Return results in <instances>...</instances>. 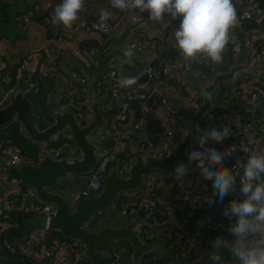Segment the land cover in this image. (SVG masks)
I'll list each match as a JSON object with an SVG mask.
<instances>
[{"label":"built area","instance_id":"2783aa9c","mask_svg":"<svg viewBox=\"0 0 264 264\" xmlns=\"http://www.w3.org/2000/svg\"><path fill=\"white\" fill-rule=\"evenodd\" d=\"M236 5V2H235ZM117 12H122L117 9ZM239 18L241 20H248L249 22L260 23L264 20V7L258 0H240L239 3ZM20 31L24 32L27 27L28 18L19 17ZM45 23H50L51 19L48 15L43 17ZM116 23L108 19L106 22H101L99 19L90 23V28L102 35L108 36L113 30ZM131 40V39H130ZM127 43L128 48H132L135 54L130 61L132 65L140 68L143 75L142 80L138 81L135 87L141 89L138 92H128L121 100L118 109L113 111L114 103L118 96L121 87L118 81L127 77L117 67L110 66L105 74H103L97 81L100 88H103L104 104L101 105L103 114L111 112V117L107 122L106 128L102 131H96L89 136L91 142L100 146L99 151V164L95 171L88 175L81 176L76 191L77 198H86L97 195L104 187V171L106 164L114 160L118 154H126V157L120 160L121 165L116 169L121 177H128L130 169L134 164V157L129 153V145L133 136L137 131L146 127L148 118L152 114L158 113L161 122V130L157 132V138L145 137L139 141L138 153L140 157L145 160L148 156L154 159L168 160L175 154V147L177 141L187 138L189 134L180 133V138L174 139L175 135V117L176 111L171 107L168 97L166 96L163 86L165 81L174 76L177 69L176 60L164 58L159 60L157 64L142 61V54L146 48L157 57V52L161 49L157 44L148 43L143 41L137 43L130 41ZM238 47H235L234 56L236 58ZM39 51V47L35 45V52ZM29 62L25 59L21 62L15 78L19 80L22 77V72ZM88 65H96L94 60L90 58L87 61ZM245 64L247 65H264V49L250 50L245 57ZM183 68L186 70L191 69V61H183ZM4 68V61L0 56V74ZM35 67H30L28 70L29 76L35 73ZM70 77L76 83V87L80 90H73L72 94L76 100L84 98L86 92V77L78 75L75 71L70 73ZM204 78V77H203ZM208 80V79H207ZM208 82V81H207ZM235 83V84H234ZM229 88L223 90L220 102L231 105L232 112L223 111L226 113L218 117L216 121H210L211 116L205 119L206 128L216 127L218 129L223 125L230 127L232 134L225 137L219 142L209 139L203 148L199 144L191 147L188 154L192 151H203L206 148H215L220 152L235 147L231 156H224L222 166L231 170L237 158L246 159L245 153L241 150L240 145L246 142V137L254 136L258 144L253 146V150L264 153V83L248 75H240ZM33 90L37 88L35 84ZM31 88L29 90H31ZM56 96L60 103L63 104L66 99L64 93L60 90L56 92ZM86 98V96H85ZM201 96L196 91L191 93L184 100L187 105L186 110L194 111L199 105ZM87 101V100H86ZM61 106V105H60ZM73 107L71 111L76 114L77 121L81 125H85L83 119L87 115L86 108L83 103L78 104L72 102ZM243 109V111H240ZM89 110V109H87ZM67 111V110H65ZM91 111V110H90ZM59 139H64L59 145L55 146L53 143ZM111 145H107V144ZM2 144V143H1ZM0 144V145H1ZM42 144V143H41ZM78 150L74 146L71 136L64 132L53 136L50 140L43 142L42 147H39L37 159L25 157L14 145H8L0 150V158L7 157V168L11 170L22 171L24 166H35L43 158L45 154L53 157L60 156H75ZM187 154V156H188ZM189 164H197L196 161H189ZM159 170H150L142 176V184L131 190H123L117 196L127 198L126 203L120 205V214L129 217L131 214H141L135 223L134 230L147 241H153L151 244L157 243L160 237L165 243L166 239L169 240L175 229L182 228L180 222H175L170 213L164 214V217L159 215L160 197L156 195L155 190L164 184L163 177L159 175ZM186 175L182 180H177L173 175L170 180L177 186L194 187L187 184L185 181ZM5 184L10 188L2 193V206L0 207V214L3 210L11 209L13 203L19 201L16 209L34 212L42 218V225L38 232L32 231L24 240H13V243H5V247L10 250H17L21 254L30 257L31 259L42 264H83L85 258L84 246L79 241L70 239H61L53 237V232L46 229L45 223L48 217L53 216L55 206L51 203L40 201L33 193L32 189L23 181L22 177L12 175L10 172L6 175L4 180ZM23 182L25 184H23ZM12 186V187H11ZM235 190L232 193H239V196H233L225 200V206L231 200L242 199L240 193V177L236 178ZM200 196L192 199V203H196L197 211L192 217L187 214H182L183 222H191L195 225L201 221H205L210 228L217 229L220 223L216 218V213L213 211V203L203 204L197 202ZM105 216L102 211L95 215V225L103 223ZM10 224L7 221L0 220V232L6 230ZM170 236L165 238L160 233ZM163 233V234H164ZM171 246V243H170ZM125 253L124 249L113 251L110 253V260L107 264H122L121 259ZM237 264V263H236Z\"/></svg>","mask_w":264,"mask_h":264},{"label":"crops","instance_id":"0c3cea01","mask_svg":"<svg viewBox=\"0 0 264 264\" xmlns=\"http://www.w3.org/2000/svg\"><path fill=\"white\" fill-rule=\"evenodd\" d=\"M235 2L237 23L229 30L230 42L233 44L234 50L235 47L239 49L236 58H233V60L235 61L243 55L245 62V57L250 50H256V48L261 50L264 49V34L260 30H255L253 28L244 29L242 27V20L239 18L240 0H234V3ZM60 3H62V0H0V4H2L5 13L9 16L10 23L14 20L18 24V31L15 34L8 37L0 35V56L4 61V68L0 74V107L8 105L12 100L16 87H6L5 85L10 83L13 73H17L21 62L29 57V62L22 72V77L19 80L15 78L18 85L24 84L23 86H25L26 93L35 84L38 88L37 82L32 81V77L28 74L29 68L35 67V72L38 73L39 79L42 80L44 87L47 88V86H49L50 88L47 93L48 103H57L62 111H71L73 108L71 106L72 102L78 104L83 103L88 112L83 122L88 123L93 120V112L90 111L92 106L86 101V92L84 98L80 100L75 99L72 92L73 90H80V88L75 86L76 83L70 77V73L75 71L78 75L88 76L99 68L101 62H104L105 69L103 74L107 72L110 66H115L126 76L139 75L142 73V70L132 65L130 61H127L129 58L125 57L123 52L128 49L127 43L130 39V41H135L137 43H141L145 40L149 44H157L161 51L157 52V57H154L148 48H146L141 56L143 62L157 64L158 59L169 58L176 60L177 69L175 70V74L165 81L163 90L169 99L171 107L176 111L174 139L177 140L180 138L181 132L189 134L187 120L182 112H192V110L185 109L187 105L184 103V100L195 91L201 96V92L196 87V83L202 82L206 84L212 72L218 68H222L224 59H222L220 63H212L209 60L199 58L198 62L191 61L190 70L184 69L182 65L184 60L180 56L174 38L175 27L179 26V20L171 21V23L167 25L163 22L149 21V14L147 12L141 13L139 10L117 12L118 10L111 6V0H84V8L78 13L80 19L75 21L70 29L64 28L63 25H54L52 22L45 23L43 21V13L47 12V15L51 19L56 6ZM101 10L110 12L112 15L109 19L116 23V26H114L108 36H102L90 28V23L99 19ZM19 17H27L29 20L24 32L20 31ZM168 20L169 17L166 15L165 21ZM17 34L18 36H16ZM35 45L39 47V51L37 52H35ZM131 50L135 54L132 48ZM90 58L94 60L97 66L88 65L87 61ZM142 78L143 76L140 78V81ZM235 81L225 83V88L223 90L229 88L230 85H234ZM37 88H35L34 91ZM58 90L62 91L66 97L63 104L60 103L56 96ZM103 91V88H100L96 82L94 86V95L98 101L101 112V105L104 104V100L100 101L101 96L104 95ZM138 91H141V89L135 86L120 88L114 103L113 111L118 109L121 100L128 92ZM200 101L201 99L199 103ZM225 111L232 112L233 108L228 104V110ZM240 111H243V109H240ZM222 112L223 111H216L210 114L209 116L214 118L210 119V121H216L218 117L223 115L221 114ZM205 119L201 123V128L204 127V130L206 128V124L204 126ZM106 125L94 129L91 134L96 131L104 130ZM160 126L161 122L158 113L149 116L146 127L137 131L131 140V142L136 140L137 151L141 139L145 137L157 138V132L161 130ZM67 133L69 134L68 130L64 131V134ZM42 144L39 143V147H42ZM7 161L8 159L5 156L0 158V207L2 206L3 191L10 188V186L4 182L6 175L10 172L7 168ZM159 175H161V172ZM186 176L185 181H188L187 184L193 185L194 187L183 188L182 186H177L180 192L177 191L175 198L169 197L170 199H174L173 202L167 198L164 199V184L159 187V197L161 199L159 204L160 217H164V214L170 213L173 220L177 222L178 220L175 213L179 215L178 211L192 217L193 214L197 213L194 212V210L197 209V205L196 203H192V199L196 196H200L199 200L196 201L207 204L208 200L205 198H211L214 201L212 209L216 213V218L220 223V227L217 228L220 229L221 232L219 237L232 241L234 237L228 231V227L230 224L235 223V221L233 219L229 221L228 218L223 215V210L225 208L226 199L239 196L240 194L230 192L224 197L223 202H221L218 197L214 196L215 190L212 187V180L204 178L200 172H193L189 175L186 174ZM163 180H165L164 177ZM62 181L58 182L55 191L63 194L67 201L73 205L77 199L75 194L76 190L73 195L68 194L67 191L62 192L60 189ZM75 181L80 183L81 177H78V179L76 178ZM171 185H174L173 182L167 184L166 188H171ZM70 196L71 201L68 200ZM118 214L119 216L110 212L108 209L102 210V215H104L105 218L103 223H101V227L104 224L110 227H119L124 225L132 215L131 214L129 217L122 216L120 214V209H118ZM140 215L141 214H138V217ZM39 219V224L35 225L36 228L33 231L38 232L41 228L42 218L39 217ZM99 228L100 227L95 225V227L90 228V230H97ZM182 229L184 228L175 229L172 233L174 237L173 245H175L173 251L164 248L165 252L163 255H156H159L158 257L164 256V264H213V261H211L209 257V254L214 251L213 241L208 236L203 235L206 236L208 241L212 244L211 250H208L205 246L207 243L202 234L187 229L183 231ZM163 233H160V235L165 236V238L170 237ZM168 247L170 248L171 246ZM220 255L223 264L237 263L228 249H221ZM127 262V264H130L128 257Z\"/></svg>","mask_w":264,"mask_h":264},{"label":"water","instance_id":"95a60500","mask_svg":"<svg viewBox=\"0 0 264 264\" xmlns=\"http://www.w3.org/2000/svg\"><path fill=\"white\" fill-rule=\"evenodd\" d=\"M17 31L18 24L14 20L8 25H0L2 36L8 37ZM104 69V62H101L99 68L86 77V100L92 106L93 120L85 125L77 121L74 112L62 111L57 103H51L48 106L51 121L46 127L40 128L32 103L26 95L25 86L22 85L15 91L8 105L0 107V126L16 121L28 139L37 144L68 130L78 150L75 156L53 157L45 154L37 165H26L21 171L23 181L32 189L36 197L40 201L55 206L54 215L46 220V229L59 234L63 239L81 242L84 246L83 255L90 264H103L104 259L110 257L109 251L97 249L95 245L97 241L106 238L115 244L125 241L131 248L128 256L130 264H141V257L144 254H164L163 239L161 238L155 244L143 241L140 234L134 230L138 214H132L128 221L119 227L103 226L97 230H90L95 227V215L105 209H114L117 194L140 186L142 176L150 170H159L167 181L174 175V170L180 163L187 165V175L193 172L201 173L197 164L188 163L187 154L191 147L199 144L197 137L203 133L201 129L203 120L213 112L228 110V104L214 100L215 92L222 84L235 81L240 74L251 76L264 83V65H247L244 62V56L241 55L227 68L214 70L206 84L197 82L196 87L201 92V101L194 111L182 112L190 133L187 138L177 141L175 154L170 159L160 160L148 156L143 160L136 149V140H134L128 149L135 159L128 177L119 176L115 167L111 168L104 177V187L97 195L77 198L71 207L65 196L55 191V187L62 180L74 182L76 178L92 173L99 164L100 146L91 142L89 136L94 129L106 125L111 117V113L102 114L94 95V86L103 75ZM178 212L179 215L176 213L175 215L183 228L206 235L213 242L220 236V229L210 228L205 221L197 225L183 222L182 214ZM235 219L234 217L233 220Z\"/></svg>","mask_w":264,"mask_h":264},{"label":"clouds","instance_id":"9594fccd","mask_svg":"<svg viewBox=\"0 0 264 264\" xmlns=\"http://www.w3.org/2000/svg\"><path fill=\"white\" fill-rule=\"evenodd\" d=\"M111 6L121 11L147 12L149 21L167 25L179 20L174 38L184 61L198 62L199 58H203L212 63L222 62V53L230 41L229 30L237 23L233 0H111ZM83 8L84 0H62L56 6L51 22L70 29L80 19L78 13ZM111 15L107 10H101L99 20L106 22ZM166 15L169 17L168 21H165ZM123 55L131 59L134 52L128 48ZM143 75L145 73L123 77L118 85L130 88ZM197 130L199 131L198 128ZM231 134L230 127L223 125L220 129L212 127L203 131L197 140L203 148L209 139L219 142ZM257 144L254 136H247L246 142L240 145L246 159L237 158L231 170L223 167L222 161L224 156L232 155L235 147L224 152L206 148L188 154L189 161L197 162L196 166L204 178L212 180L214 196L221 202L228 193L235 190L236 178L240 177L242 199L231 200L223 210V215L229 221L236 218L235 223L228 227L234 239H215L214 251L209 254L213 264H223L221 249H228L237 264H264V153L253 150V146ZM187 172V165L180 163L174 170V176L177 180H182ZM205 199L209 203L214 202L211 198Z\"/></svg>","mask_w":264,"mask_h":264},{"label":"trees","instance_id":"16d2710c","mask_svg":"<svg viewBox=\"0 0 264 264\" xmlns=\"http://www.w3.org/2000/svg\"><path fill=\"white\" fill-rule=\"evenodd\" d=\"M258 1L264 7V0H258ZM233 4L235 5L234 0H233ZM43 14H44L43 15L44 17L45 15H47V12ZM9 23H10L9 16L5 13L2 7V4H0V25H8ZM241 24L244 29L253 28L255 30L262 31L264 34V20H262L260 23L249 22L248 20H242ZM16 36H18V34ZM233 56H234L233 44L229 41L228 45L226 46L223 52L224 64L222 68H227L234 61ZM94 66H97V65H94ZM32 81L37 82L38 88L35 91L33 89L29 90L26 95L32 103L33 112L38 121L39 127L44 128L51 121V117H50L49 110H48L49 103H48V97H47V93L50 88L49 86H47V88L44 87L42 80L39 79L37 72L33 74ZM21 85H24V84H21ZM21 85H18L17 81L15 80V74L13 73L10 83H8L5 86L6 87L13 86V87H16L15 90H17ZM224 88H225V84H222L221 87L215 92L214 94L215 101L221 100V96H222V92ZM63 140L64 139H59L53 144L57 146ZM0 144H1L0 150L8 145H14L20 151V153L24 155L25 157L32 158L34 160L37 159L39 145L37 143H33L31 140L28 139V137L22 132V130L20 129L16 121H10L9 123H6L4 126H0ZM107 145L109 146L111 144L108 143ZM125 157H126V154H122V155L118 154L114 160H111L110 162H108L106 164L105 171L103 173L104 177L110 172L111 168L115 167V169H118L121 165L120 160L124 159ZM10 173L17 177H21V172L17 170H11ZM170 182L171 180H168V181L164 180V186H165L163 190L165 194L164 199L167 198L168 200H171L173 202L174 199H170L169 197L175 198L176 196L175 194L177 193V191L178 192L180 191H179V187H177L176 184H174L173 186L171 185V188L167 189L166 185L170 184ZM23 184L25 183L23 182ZM159 192H160V189L157 188L155 190L156 195L159 196ZM126 201H127V198L116 196V199H115L116 207L115 208H117V210L120 209V205L126 203ZM18 204H19V201L13 203V207L11 209L3 210V212L0 214V220L7 221L10 224V226L6 230H4L3 232H0V264H40L37 261L31 259L30 257H27L21 254L17 250L12 251L8 249L7 247H5L6 242L10 243L11 245L14 239H16L17 241L24 240V237L27 236L29 233H31L36 228L35 225H38L40 221L39 219L40 216L38 214L34 212H28L26 210L16 209ZM197 211H199V209L194 210V212H197ZM99 226L101 227V225ZM184 229L182 230L184 231ZM53 235H55L53 237L62 239V237L57 233L53 232ZM203 238L205 239L207 243V245L205 246L207 247L208 250H211L212 244L208 241V238L206 236H203ZM142 240L149 244L153 242V241H147L144 238H142ZM173 240H174V237L172 235V238H170L169 240L166 239L165 244L163 243V247L165 249L168 248V250L173 251V248L175 246L173 245ZM170 243H171V247L169 248L168 246H170ZM95 245L97 249H104V250L109 251L110 253H112L113 251L124 249L125 253L123 254L121 263L122 264L128 263L127 257L131 253V248L125 241H120L119 243L115 244L110 239L106 238L104 240L97 241ZM158 256L159 255H156L153 253L144 254L141 258V264H164V256L163 257H158ZM109 260L110 258L104 259L103 264H107ZM82 263L90 264L89 260L86 258L83 259Z\"/></svg>","mask_w":264,"mask_h":264},{"label":"rangeland","instance_id":"374dc122","mask_svg":"<svg viewBox=\"0 0 264 264\" xmlns=\"http://www.w3.org/2000/svg\"><path fill=\"white\" fill-rule=\"evenodd\" d=\"M60 185H61V188L60 189H61L62 192L63 191H67L68 194L73 195L75 193V190L77 191V187H78L79 183H78V181L70 182L69 180H63ZM68 200L71 201V196L68 197ZM71 207H73V205H71ZM108 210L110 212L115 213L116 215L119 216L117 208H115V209H108ZM99 225H101V224H99ZM97 227H100V226H97Z\"/></svg>","mask_w":264,"mask_h":264}]
</instances>
